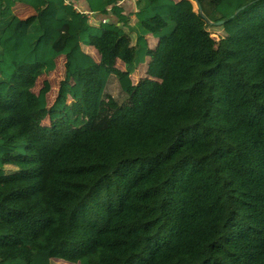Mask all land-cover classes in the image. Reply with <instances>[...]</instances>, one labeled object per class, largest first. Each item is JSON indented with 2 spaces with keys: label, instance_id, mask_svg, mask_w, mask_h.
<instances>
[{
  "label": "trees",
  "instance_id": "obj_1",
  "mask_svg": "<svg viewBox=\"0 0 264 264\" xmlns=\"http://www.w3.org/2000/svg\"><path fill=\"white\" fill-rule=\"evenodd\" d=\"M18 1L0 264H264V0Z\"/></svg>",
  "mask_w": 264,
  "mask_h": 264
},
{
  "label": "crops",
  "instance_id": "obj_2",
  "mask_svg": "<svg viewBox=\"0 0 264 264\" xmlns=\"http://www.w3.org/2000/svg\"><path fill=\"white\" fill-rule=\"evenodd\" d=\"M53 2L54 0H20L13 7V10L15 13L16 12L18 13V14L16 13L17 18L25 17L26 15L31 13V11H36L39 13L40 16H42L49 9V7L51 6ZM129 2H127V0H118V3L121 5L124 4V6H127ZM79 7L76 9H79L81 11H86V10H83L84 8L80 9L82 7L80 8Z\"/></svg>",
  "mask_w": 264,
  "mask_h": 264
},
{
  "label": "rangeland",
  "instance_id": "obj_3",
  "mask_svg": "<svg viewBox=\"0 0 264 264\" xmlns=\"http://www.w3.org/2000/svg\"><path fill=\"white\" fill-rule=\"evenodd\" d=\"M182 2V4L183 5H186L187 7H189V8H192V7H194L195 8V6H196V3L194 2V0H182L181 1ZM77 8V7H76ZM31 12H34V11H31ZM87 12V11H86ZM17 13V12H16ZM15 13V14H16ZM18 14V13H17ZM122 14V13H121ZM121 14H119V15H121ZM20 16V15H19ZM211 31H213V32H215L216 34H218V33H221L219 30H216V29H211ZM37 86L38 87H42V88H44V89H46L48 86H47V83H46V81L44 80V79H40L39 80V83H37ZM56 116V114L55 115H53V117H55ZM66 119L67 120H75L74 122H76V123H78L79 121H81V118H76V117H74L72 114H70V113H68L67 115H66Z\"/></svg>",
  "mask_w": 264,
  "mask_h": 264
},
{
  "label": "water",
  "instance_id": "obj_4",
  "mask_svg": "<svg viewBox=\"0 0 264 264\" xmlns=\"http://www.w3.org/2000/svg\"><path fill=\"white\" fill-rule=\"evenodd\" d=\"M223 21H216V22H213L214 24L218 25V24H221Z\"/></svg>",
  "mask_w": 264,
  "mask_h": 264
},
{
  "label": "built area",
  "instance_id": "obj_5",
  "mask_svg": "<svg viewBox=\"0 0 264 264\" xmlns=\"http://www.w3.org/2000/svg\"><path fill=\"white\" fill-rule=\"evenodd\" d=\"M77 10L80 11V12H82V13H83V12L86 13V11H81V10H79V9H77ZM87 15H90V14H87Z\"/></svg>",
  "mask_w": 264,
  "mask_h": 264
}]
</instances>
